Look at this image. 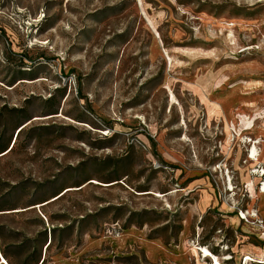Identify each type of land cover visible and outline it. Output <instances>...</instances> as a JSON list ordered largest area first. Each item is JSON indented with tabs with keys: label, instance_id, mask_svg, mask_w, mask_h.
<instances>
[{
	"label": "rangeland",
	"instance_id": "obj_1",
	"mask_svg": "<svg viewBox=\"0 0 264 264\" xmlns=\"http://www.w3.org/2000/svg\"><path fill=\"white\" fill-rule=\"evenodd\" d=\"M263 169L264 0H0V262L264 259Z\"/></svg>",
	"mask_w": 264,
	"mask_h": 264
},
{
	"label": "bare ground",
	"instance_id": "obj_2",
	"mask_svg": "<svg viewBox=\"0 0 264 264\" xmlns=\"http://www.w3.org/2000/svg\"><path fill=\"white\" fill-rule=\"evenodd\" d=\"M256 147L254 146V148H253V150H252V152L250 153V159H252V158H256L257 156H256ZM258 160V159H257ZM262 172V174L264 175V169L261 171ZM263 191V190H262ZM161 194H158L157 196H160ZM264 210V209H263ZM0 243H1V239H0ZM200 247V246H199ZM196 247V246H192V249H191V251H192V257L194 256V257H198L199 259H198V264H204L203 262H202V259H204V260H206V259H208V258H212L213 259V263L214 264H220L221 262H220V259L217 257V256H215V254L213 255V253L208 249V248H206V247ZM2 258H3V260L0 262V264H9V262L7 261V259L5 258V256H3L2 255ZM1 260V259H0ZM183 263L184 264H188L189 262H187V260L185 259V260H183ZM212 263V264H213ZM190 264V263H189Z\"/></svg>",
	"mask_w": 264,
	"mask_h": 264
},
{
	"label": "crops",
	"instance_id": "obj_3",
	"mask_svg": "<svg viewBox=\"0 0 264 264\" xmlns=\"http://www.w3.org/2000/svg\"><path fill=\"white\" fill-rule=\"evenodd\" d=\"M181 239H180V241H179V243L176 245V247H180V246H182V245H185V241L188 239V242H190L191 241V239H189V238H191V227L190 226H185L184 227V230H183V233L181 234ZM182 242H184V244L182 243ZM187 242V241H186ZM187 246V245H186ZM170 249V248H169ZM176 248H172L171 250L172 251H174ZM160 251H162V249H158V250H156L155 252H154V254H149V252H147L148 253V257H151V259H153V255H157V253L158 252H160ZM147 255V254H146ZM150 255V256H149ZM174 258V257H173ZM176 258H174V260H175ZM176 261V260H175ZM177 264H179V263H177Z\"/></svg>",
	"mask_w": 264,
	"mask_h": 264
},
{
	"label": "built area",
	"instance_id": "obj_4",
	"mask_svg": "<svg viewBox=\"0 0 264 264\" xmlns=\"http://www.w3.org/2000/svg\"><path fill=\"white\" fill-rule=\"evenodd\" d=\"M229 260H230V258H225V259H224V262L229 261ZM255 262L264 264V263H263V262H264V259H261V258H253V257L250 256V255H245V256L243 257V260H242V264H249V263L253 264V263H255ZM226 263H227V262H226ZM226 263H225V264H226Z\"/></svg>",
	"mask_w": 264,
	"mask_h": 264
},
{
	"label": "trees",
	"instance_id": "obj_5",
	"mask_svg": "<svg viewBox=\"0 0 264 264\" xmlns=\"http://www.w3.org/2000/svg\"><path fill=\"white\" fill-rule=\"evenodd\" d=\"M253 264H262V263H257V262H255V263H253Z\"/></svg>",
	"mask_w": 264,
	"mask_h": 264
}]
</instances>
